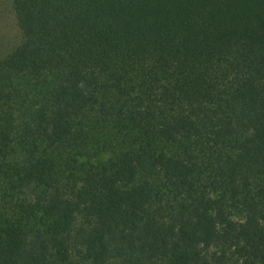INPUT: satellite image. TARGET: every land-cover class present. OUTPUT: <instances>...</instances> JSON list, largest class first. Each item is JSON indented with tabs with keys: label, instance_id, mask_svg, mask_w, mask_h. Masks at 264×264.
Masks as SVG:
<instances>
[{
	"label": "trees",
	"instance_id": "16d2710c",
	"mask_svg": "<svg viewBox=\"0 0 264 264\" xmlns=\"http://www.w3.org/2000/svg\"><path fill=\"white\" fill-rule=\"evenodd\" d=\"M11 3L0 264H264V0Z\"/></svg>",
	"mask_w": 264,
	"mask_h": 264
},
{
	"label": "rangeland",
	"instance_id": "374dc122",
	"mask_svg": "<svg viewBox=\"0 0 264 264\" xmlns=\"http://www.w3.org/2000/svg\"><path fill=\"white\" fill-rule=\"evenodd\" d=\"M22 40L23 35L17 26L11 0H0V57L11 51Z\"/></svg>",
	"mask_w": 264,
	"mask_h": 264
}]
</instances>
